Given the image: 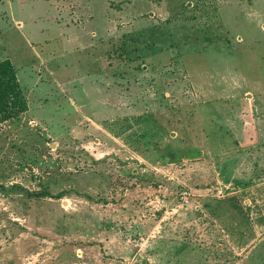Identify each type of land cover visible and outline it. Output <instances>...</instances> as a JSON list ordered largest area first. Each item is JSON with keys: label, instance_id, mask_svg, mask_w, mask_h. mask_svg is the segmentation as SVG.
Instances as JSON below:
<instances>
[{"label": "rangeland", "instance_id": "rangeland-1", "mask_svg": "<svg viewBox=\"0 0 264 264\" xmlns=\"http://www.w3.org/2000/svg\"><path fill=\"white\" fill-rule=\"evenodd\" d=\"M5 61L0 264H264V0H0Z\"/></svg>", "mask_w": 264, "mask_h": 264}, {"label": "trees", "instance_id": "trees-1", "mask_svg": "<svg viewBox=\"0 0 264 264\" xmlns=\"http://www.w3.org/2000/svg\"><path fill=\"white\" fill-rule=\"evenodd\" d=\"M27 110V99L17 78L15 68L10 61L0 63V123L14 119ZM68 194L63 193L59 197ZM31 195L46 197L48 193L36 192Z\"/></svg>", "mask_w": 264, "mask_h": 264}, {"label": "built area", "instance_id": "built-area-1", "mask_svg": "<svg viewBox=\"0 0 264 264\" xmlns=\"http://www.w3.org/2000/svg\"><path fill=\"white\" fill-rule=\"evenodd\" d=\"M187 195H188V193H184V197L183 198H184L186 203H189L188 198L186 197Z\"/></svg>", "mask_w": 264, "mask_h": 264}]
</instances>
